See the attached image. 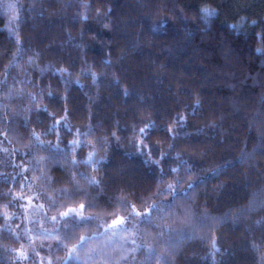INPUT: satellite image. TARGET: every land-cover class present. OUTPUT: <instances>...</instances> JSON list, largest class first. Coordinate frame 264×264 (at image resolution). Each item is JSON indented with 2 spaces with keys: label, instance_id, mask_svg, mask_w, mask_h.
<instances>
[{
  "label": "trees",
  "instance_id": "obj_1",
  "mask_svg": "<svg viewBox=\"0 0 264 264\" xmlns=\"http://www.w3.org/2000/svg\"><path fill=\"white\" fill-rule=\"evenodd\" d=\"M206 5L220 6L207 23L199 12ZM262 36L264 0H0V264H15L22 244V197L35 196L51 215L68 203L57 199L50 209L46 197L71 189L73 158L81 162L76 171L103 181L88 189L77 177L90 198L99 197L91 215L119 213L105 210L116 197L144 210L158 188L184 181L174 210L192 211L195 231L165 220L188 235L170 249L147 242L174 253L169 264H214L213 241L215 264H264ZM65 111L72 131H60V147L73 139L83 145L66 149L67 160L46 161L54 183L45 187L33 164L47 153L32 132L55 144L56 135L44 133ZM140 128L148 129L143 137ZM93 151L95 172L83 163ZM53 253L60 264L65 253L56 246ZM145 257L137 252L130 264H147Z\"/></svg>",
  "mask_w": 264,
  "mask_h": 264
},
{
  "label": "snow or ice",
  "instance_id": "obj_2",
  "mask_svg": "<svg viewBox=\"0 0 264 264\" xmlns=\"http://www.w3.org/2000/svg\"><path fill=\"white\" fill-rule=\"evenodd\" d=\"M86 6V5H85ZM8 8L15 13L16 6L8 5ZM219 8L206 5L199 9L201 19L207 23L210 18L219 16ZM13 21L18 22V17L13 14ZM252 23H256L253 21ZM233 29L237 28V25H231ZM264 39V36L260 37ZM17 43L19 39L17 37ZM258 52L264 50H257ZM14 65L9 66V69ZM64 70L61 69L60 72ZM70 75V74H69ZM93 80L95 81V73L92 74ZM118 84L119 81L117 80ZM51 96V93H49ZM127 95V91H125ZM33 101L35 97H32ZM66 101V97H64ZM196 106H199L197 100ZM41 111H47L46 108L40 109ZM196 108L193 109L195 112ZM54 121L50 127L46 130L44 135L55 134L57 137L56 143L51 142L45 143L40 135H37L35 131L32 132V139L35 142V146L46 152L47 155L35 159V154L29 152L24 153L25 156H33L35 163L33 168L35 171L40 173L39 180L45 187H50L54 181H51L48 177L49 169L46 161L53 159L67 160L69 152L66 149H71L73 154L75 149L83 145V141L79 139H73L70 144L66 145L65 148H61L60 131L66 129L71 132L72 129L67 127L68 113L65 111L63 120H57L55 117H51ZM176 123L183 124L186 121V117H176ZM147 128H140L139 133L143 137L147 133ZM171 132L172 129H169ZM76 135H81L79 129L76 130ZM174 138V137H173ZM143 144V139L140 141ZM95 151L90 152L88 160L83 163L89 164L92 167V171L98 170L96 161L94 160ZM163 159V157H161ZM153 164H158V161H149ZM72 165V171L68 173L71 178L72 187L61 188L58 191V196L54 199L53 197H46L49 201L50 209H57V199L67 201L68 203L60 205L63 210H57L56 215L50 217L49 222L53 225L51 231H45L42 234L48 236L52 240L56 241V250L63 251L65 253L63 260L60 264H130V261L135 259L137 252H146L147 264H169L167 257L173 255L171 252H158L154 245H149L147 242L149 239L154 240L164 246L165 249L173 248L177 242V237L183 239L188 235L183 229H174L170 225L164 224L165 220L179 219L180 223L186 224L188 227L195 231V214L188 208H182L179 212L176 210V200L182 194L179 193L178 189L184 183L182 179L177 178L174 183H169L162 188H158L156 193L151 198V203L141 201V203H147L144 210L138 209L135 203L129 202L126 198H111L105 205V210L108 208H119V213L113 211L109 215L98 214L91 215L87 214L89 210L98 209V205L93 201L99 199V197H89L88 191L81 187L79 181H84L88 189H100L103 181L98 180L92 176L85 175L84 173L76 171V166L81 163L77 159L73 158L70 161ZM232 162H228L231 164ZM227 164L221 165L219 168L212 169V173H218L222 168L226 167ZM13 167H20L19 165H13ZM28 169H24L27 172ZM173 173L178 172V169H172ZM187 174L193 175L191 169H188ZM79 177V181L77 180ZM7 181V177H4ZM165 177L161 172L160 183H163ZM13 183L16 182V177H12ZM29 181V186H31ZM197 181H192L188 184L189 188H192ZM39 194V193H38ZM170 197L171 199L165 201L161 197ZM78 198H82L77 203ZM18 197H13V200H19ZM33 199H29L27 204L40 211L45 219H49L47 213L44 212V205L38 206L33 205ZM5 220L9 219L7 213H4ZM155 218V219H154ZM35 223V221H32ZM59 225V227H56ZM95 226V230L88 232H81L82 229H89ZM147 228H151L152 232L155 233L153 236L150 232L146 231ZM20 237H16L19 239ZM139 241V242H138ZM213 262L215 264V252H219V249L215 247L213 241ZM13 251V250H9ZM38 255V253H36ZM15 264H20L21 261H31V257L23 250L14 251ZM38 264H45L43 258L40 259ZM46 264H53V260H47Z\"/></svg>",
  "mask_w": 264,
  "mask_h": 264
},
{
  "label": "rangeland",
  "instance_id": "obj_3",
  "mask_svg": "<svg viewBox=\"0 0 264 264\" xmlns=\"http://www.w3.org/2000/svg\"><path fill=\"white\" fill-rule=\"evenodd\" d=\"M34 197L33 195L25 196L20 200L21 214L23 217L21 224L16 228V232L21 237L22 244L18 251L23 250L31 257V261H21V264H38L41 258L44 259L45 264L49 259H52L54 264L56 258L53 253V248L56 246V241L42 234L45 231L52 230L53 225L49 222L52 215L44 207L43 211L47 213L49 218L45 219L40 211L28 205L27 201ZM40 204L42 203L35 197L33 199V205L38 206ZM32 221H35V223ZM56 227H59V225H56Z\"/></svg>",
  "mask_w": 264,
  "mask_h": 264
}]
</instances>
